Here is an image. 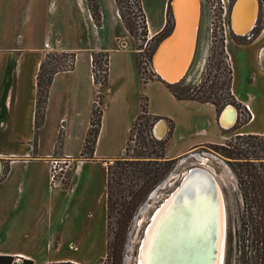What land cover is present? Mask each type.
<instances>
[{
	"label": "crops",
	"instance_id": "1",
	"mask_svg": "<svg viewBox=\"0 0 264 264\" xmlns=\"http://www.w3.org/2000/svg\"><path fill=\"white\" fill-rule=\"evenodd\" d=\"M107 2L110 21L96 3L100 10L96 26L89 19L86 0H51V11L40 22L31 15L33 0H0V255L12 256L16 263L29 259L33 264H94L106 255L107 164L123 156L140 113L141 96L147 98L148 113L164 123L163 137L171 121V138L182 143L171 153L167 145L168 158L204 144L223 145L231 135L264 136V87L244 82L239 87L235 82L237 71L243 76L253 67L256 76H264V25L247 42L245 36L225 31L231 92L252 115L248 123L227 128L219 122L221 112L213 104L178 100L154 75L142 83L135 51L123 39L127 30L115 0ZM141 3L148 38L162 34L169 24L170 0ZM209 18L200 16L198 35L202 31L208 36ZM122 41L126 47L115 46ZM203 48L195 70L186 74L190 86L199 83L204 71L209 45ZM45 52L74 54L75 60L72 69L53 76L42 124L36 129L37 75ZM98 52L108 53L109 61L101 122L90 158L84 149L97 93L92 55ZM50 156L72 158L67 186H50ZM64 245L68 249L61 254ZM96 247L101 251L95 257ZM82 257L88 261L82 262Z\"/></svg>",
	"mask_w": 264,
	"mask_h": 264
},
{
	"label": "rangeland",
	"instance_id": "2",
	"mask_svg": "<svg viewBox=\"0 0 264 264\" xmlns=\"http://www.w3.org/2000/svg\"><path fill=\"white\" fill-rule=\"evenodd\" d=\"M51 0H33L31 8V15L33 19H37L40 21L44 20V16L48 14L51 10ZM88 4L89 9V19L95 24L96 26L99 25V22H95L91 18V10L88 1H92L93 3H99L100 8H102L103 15L105 16L106 21H110V17L112 15V10L110 9V6L108 5L107 0H86ZM121 8L122 12L124 13V16L133 24V32L132 36L127 31V38H123L126 40L128 47L135 51V63L137 66V70L139 73V76L141 78L142 83H145L148 79L151 78V75L156 76V74L153 72L151 65H150V58L153 55V51L158 44V42L164 38L171 29L172 26V16L171 20L169 19V24L166 28V30L153 38H148V32L147 36L144 38L142 36V20L141 19H133V13L139 14L137 12V9L134 6V0H122ZM228 8L224 15V10L221 7L220 0H201V15L202 17H210L209 22L211 23L209 25L208 29V36L203 35L202 31L198 35V42L196 49V56L194 59V62L190 68V71H194L196 68L197 63L200 61V54L203 52L204 49L203 45L208 44L209 50L207 55V60L205 64V68L208 69L202 72L201 79L198 84L196 85H188L185 78L182 80V89H188V88H195L197 94L201 98H207L211 100H220L221 104L226 102H231V98L229 96H233L230 89L228 88V80L229 75L227 73L228 65H230L229 57L225 59V57L220 55V51L222 48V45L224 46V36L225 31H227L228 34H231V30L229 29V12H230V5L234 0H228ZM259 2V1H258ZM116 3V0H115ZM142 4V3H141ZM259 13L257 22L253 28V30L248 33L245 37H243V41L247 42L249 41V38L253 36V34H257L260 30L259 28L261 25H264V6L262 5V2L259 3ZM97 8H98V4ZM117 6V4H116ZM118 10V7H117ZM18 12H21V7H18L16 10ZM78 11V10H77ZM100 11V10H99ZM98 11V12H99ZM169 12H170V3H169ZM171 15V12H170ZM144 18L145 14H144ZM18 25V21H14V29H16V26ZM212 29V32H211ZM257 30H259L257 32ZM142 32V33H141ZM233 33V32H232ZM104 34V33H103ZM236 35V34H235ZM103 37V36H102ZM122 39V40H123ZM117 47H126V43L124 41L118 42L115 44ZM46 54H50L47 57H45ZM227 54V53H226ZM45 55L43 59L47 63H51L53 66H56L58 69H67L69 65H71V58L68 55V53L64 52H45ZM228 56V55H227ZM53 59H56L57 61H54ZM209 61V62H208ZM209 64V65H208ZM93 65V61H92ZM94 69V66L93 68ZM255 67L252 68V70L248 71L245 75L241 76V73L237 71V74L235 73V82L236 84L241 87V85L252 83L255 87L261 86L264 87V76L255 75ZM189 71V72H190ZM206 72V73H205ZM101 74V72L99 73ZM189 74V73H188ZM93 80H94V74H92ZM233 76V73H232ZM159 78L158 76H156ZM160 79V78H159ZM161 80V79H160ZM232 82V81H231ZM95 83V82H94ZM165 83V82H164ZM241 84V85H240ZM96 85V84H95ZM203 85V86H200ZM97 86V93L94 98V106L98 107L100 110L102 108L103 102V88L100 87V85ZM199 86V87H198ZM200 88V89H199ZM141 98V97H140ZM235 99V98H234ZM227 100V101H226ZM226 101V102H225ZM236 103H228L225 106L231 105L235 108L237 111V124L246 122L248 123L251 119V112L250 110H247L246 106L248 105H242L237 102ZM98 102V105L96 104ZM224 106V107H225ZM223 107V108H224ZM222 108V109H223ZM221 109V110H222ZM221 112V111H220ZM219 112V113H220ZM140 114V113H139ZM170 114H173V111H170ZM160 120H157L156 123H158ZM145 120L141 123V125L136 127V130L134 131L133 139L130 141L129 145V154L130 156L134 157L138 154L139 151H142L146 154L150 153V157H155V152L158 150L157 147H151V143L149 138L148 129L144 126ZM236 124V123H235ZM167 126L170 127V122H167ZM196 126V125H195ZM152 127V130H153ZM194 128V127H193ZM234 129V128H233ZM235 130V129H234ZM141 131L143 137L146 138L147 141L145 143L142 142L141 138ZM191 133H194L191 132ZM167 134V133H166ZM252 135V134H251ZM153 136V133H152ZM172 136V135H171ZM261 136V135H260ZM154 137V136H153ZM167 135H165L161 139H166ZM234 135H231L227 141L223 145V148H227L230 141H233L236 147H248L247 145L250 144L249 142H255L257 143L260 141V139L255 140H249V139H243V140H235ZM261 138V137H258ZM155 140H161L156 139ZM59 141L61 143V137L59 138ZM58 142V141H57ZM243 144H242V143ZM247 143V144H246ZM246 144V145H245ZM167 145H169L170 153L176 152L178 149L181 148V141H177L176 139H173L170 137V139L167 142ZM166 145V148H167ZM218 145V144H217ZM166 148H165V158L159 161H170L166 163H159L158 165H152L151 167L161 169V172H164V175L158 180L157 183H155L153 189L148 193L146 198L143 200V202L136 208V210L132 213V216L126 221L124 229L121 231V243L118 244V251H119V261L115 264H137L138 259V251H139V245L142 240V237L144 236L145 229L147 225L149 224L152 215L156 211V209L163 204V202L170 197L183 183V180L185 178V175L188 173L189 170L197 168V169H203L208 171L217 182L218 188L221 191L222 198H223V204H224V217H225V232H224V245H223V257H222V264H238L237 262V256L238 254L235 251V229L236 224L238 221V216L240 215V211L242 208V201L240 198V193L237 187V178L235 175V172L233 170V167L231 166L230 159H227L223 156V149H215L213 148L212 144H204L197 146L187 153H184L183 155L176 157V158H168L166 156ZM257 149V148H256ZM259 149V148H258ZM257 149V153L260 154V156H263V152H259ZM253 148L248 149V152H252ZM151 152H153L151 154ZM256 152V151H255ZM154 154V155H153ZM125 154L123 153L124 157ZM53 157H65V156H50L48 158V162ZM69 157V156H67ZM121 157V158H122ZM72 162V158L69 157ZM120 159V158H119ZM144 160H151L154 161L156 159L153 158H146ZM243 159H240L242 161ZM111 163H108L107 166ZM50 166V165H49ZM71 171V169H70ZM63 178V180L58 183L56 186H50L52 188H58V187H65L67 186L68 181V174ZM50 172V169H49ZM113 222L115 223V219H113ZM108 241V240H107ZM56 245V244H55ZM67 246L64 245L61 248V254H64L66 252ZM68 249V248H67ZM229 249V250H228ZM100 248L96 247L95 249V257L100 255ZM107 254V252H106ZM106 255L99 259L94 264H110V262L106 261ZM82 262L86 263L88 260L87 258L82 257Z\"/></svg>",
	"mask_w": 264,
	"mask_h": 264
},
{
	"label": "trees",
	"instance_id": "3",
	"mask_svg": "<svg viewBox=\"0 0 264 264\" xmlns=\"http://www.w3.org/2000/svg\"><path fill=\"white\" fill-rule=\"evenodd\" d=\"M122 2V0H116L118 12L126 30L132 36L133 24H131V22L124 16L121 8ZM88 3L92 14V19L98 23L100 15L97 5L92 1H88ZM134 6L139 14L137 15L133 13V19L139 18L142 20V36L145 38L147 36V24L146 19L144 18L141 0H134ZM168 17L171 20L170 12H168ZM262 27L263 25H261L259 30ZM259 30H257V32ZM254 35L255 34H253V36ZM48 55L50 54H46L45 57ZM68 55L71 58V65H69L67 69L65 68L60 70L56 66H53L50 62H45L44 59L40 64L37 75L35 110L36 129H38L42 124L45 103L53 76L59 71L70 70L74 66V54ZM220 55L225 57V59L228 57L223 45ZM53 60L57 61L56 59ZM92 61L94 66V82L96 85H100V87L104 90L107 84L109 55L108 53L103 52L93 53ZM207 69L205 68V71ZM100 72L101 74H99ZM227 73L229 75L228 88L230 89L232 81V69L230 65H228ZM167 85L176 99L193 100L200 103H211L216 107L218 113L226 104L236 103L232 96H229V98H231V102H226V100V103L224 104H221L220 100L201 98L196 95L197 92L195 88L182 89V81L177 84ZM101 116L102 110L94 106L91 115L90 129L86 137L84 149V154L90 158H92L93 155L95 141L99 132ZM143 120L146 121L144 126L148 129V135L150 137V140L148 141H150L151 147H157L158 149L155 152V157H150V153L146 154L142 151H139L134 157L130 156L129 154V145L130 141L133 139V133L136 130V127L141 125ZM157 120H159V117L150 115L148 113L147 98L145 96H141L140 114L136 118L135 123L130 130L128 141L124 150L125 156L114 160L111 165L109 164L107 166L106 207L108 241L107 254L105 258L107 262H110V264H115L119 261L120 255L118 251V244L121 243L120 233L124 229L126 221L132 216V213L143 202L148 193L153 189L155 183L158 182V180L164 175V172L166 171L165 169L164 172H161V169H155L151 166L158 165L159 163L170 162L159 160L165 158V148L172 135L173 124L171 121H169L170 127L167 131L166 139L155 140L152 136V127ZM245 123L246 122L237 124L236 122L235 129ZM142 132L143 131L140 133L142 142L145 143L147 140L145 137H143ZM234 137L235 140L260 139V141L257 143L250 141V144L247 145L248 147L244 148H241L242 145L241 147H236L235 144H233V141L229 142V145L226 149L220 145H212L215 149H223V156L227 159H230L229 163L235 172L237 178V187L242 201V208L240 215L238 216V221L236 224L237 226L235 229L236 239L234 246L235 251L238 254L237 262L238 264H264V155L260 156V154L257 153L258 148L259 152L264 153V136L249 134L235 135ZM59 144L60 141L58 139L57 146ZM251 148H253V151L249 153L248 149ZM152 153L153 152H151V154ZM146 158H153L156 160H144ZM240 159L243 160L240 161ZM113 219H115V223L113 222ZM0 264H33V261L29 259H21L19 263H16L14 257L0 255ZM55 264L72 263L60 262Z\"/></svg>",
	"mask_w": 264,
	"mask_h": 264
},
{
	"label": "bare ground",
	"instance_id": "4",
	"mask_svg": "<svg viewBox=\"0 0 264 264\" xmlns=\"http://www.w3.org/2000/svg\"><path fill=\"white\" fill-rule=\"evenodd\" d=\"M253 3V0H241L233 12L232 29L237 34H240L239 36H246L247 34H245V32H247L252 27L255 14V4L253 5ZM173 9L175 11L177 23L179 25V35L171 45V50H173L171 62L167 63V65L166 62H164L165 56L162 52L164 46L157 52L154 58L151 59V64L154 65L153 68L156 74L160 78L172 83L177 81L182 75L188 63L187 58H189L192 51L197 18L196 0H174ZM258 13L259 10L256 13V21L258 18ZM200 16L201 2L199 0V15L191 60L181 79L174 84L181 82L185 78L194 62L196 49H198L196 48V45L198 40ZM253 28L249 32H251ZM179 36L182 38L180 43L177 41ZM185 37H187V39H185ZM174 63H181L182 70L180 72L178 69L176 70L175 66L173 65ZM221 119V125L227 128L235 125V109L231 105L226 106ZM164 129L165 125L160 121L154 131L156 135H161L164 133ZM190 174L191 175H189L188 180L186 178L183 181V185L181 186V189H183L181 193L178 194L180 191L178 189L179 191L173 193L171 197H168L152 215L149 225L144 232L145 237L138 251L137 264H162V257L164 263V253H168L171 258L173 256L177 257L179 255L178 253H180L179 244L181 242L179 233L181 230L183 232L185 223H187L192 228V232L194 231V240L197 238L199 222L204 223L205 219H207L206 214L203 213V211L200 209V206L201 208L207 206L206 203L208 204V202L211 200L213 188L206 176L200 172L193 171V173L191 172ZM218 190L219 200L221 203L220 208L218 206L219 214L217 215L218 219L216 221L217 252L214 254L213 264H222L225 232V210L221 191L219 188ZM194 206L199 207V210L196 209L193 211V214L188 213L190 215H187L189 208ZM173 232H175L174 235ZM186 253V264H207L205 263L208 257V251L206 248L200 249L195 254L189 255L188 251Z\"/></svg>",
	"mask_w": 264,
	"mask_h": 264
},
{
	"label": "water",
	"instance_id": "5",
	"mask_svg": "<svg viewBox=\"0 0 264 264\" xmlns=\"http://www.w3.org/2000/svg\"><path fill=\"white\" fill-rule=\"evenodd\" d=\"M173 1L174 0H170V12H171V16H172V26H171V29H170V32L164 37L162 38L158 44L156 45L154 51H153V56L150 58V61L151 59L154 58V56L157 54V52L163 47L162 49V52L164 53V62H166V65L167 63L171 62V58L173 56V50H171V45L173 44V42L177 39L178 35H179V25L177 23V19H176V16H175V11L173 9ZM241 0H235L232 7L230 8V12H229V27H230V30L233 32V34H236V35H240V34H237L233 29H232V16H233V12L236 8V6L239 4ZM254 3V7H255V14H254V21L252 23V27L247 31L245 32V34H248L250 33L249 31L253 28L254 24H255V21H256V13L257 11L259 10V2L258 0H253ZM201 2V0H200ZM196 4H197V18H196V26H195V31H194V39H193V46H192V51L190 53V56L188 59V63L182 73V75L179 77V79L175 82H169L165 79H162L160 78L163 82L165 83H169V84H174L176 82H178L181 77L183 76L185 70L187 69L189 63H190V60H191V56H192V53H193V47H194V42H195V37H196V29H197V22H198V15H199V0H196ZM244 34V35H245ZM181 37L179 36V39L177 41H179V43L181 42ZM185 39H187V37H185ZM190 39H191V36H190ZM189 39V41H190ZM150 65H151V68L153 70V72L156 74L154 68H153V64H151L150 62ZM176 68V70L178 69V71L180 72L182 70V66H181V63H178V64H173ZM181 67V68H180ZM262 69L264 70V64L262 66ZM156 76H158L156 74ZM226 107V106H225ZM225 107L221 110V113L219 115V122L221 123V118H222V114H223V111L225 109ZM233 107V106H232ZM234 108V107H233ZM235 109V108H234ZM236 112V119H237V111L235 110ZM157 124V123H156ZM155 124V126H156ZM155 126L153 127V130H152V133H153V136L156 138V139H161L163 137V134L161 135H156L155 133ZM193 171H197V172H200L201 174H203L204 176H206V178L209 180V183L211 184L212 188H213V194H212V197H211V200L208 202V204L206 203L207 206L205 207H202L200 206V209L203 211L204 214H206L207 216V219H205V222L204 223H200L199 222V225H198V232H197V238L194 240V231L192 232V228L187 224L185 223L184 224V227H183V232L182 230L180 231V239H181V242L179 244V247H180V250L178 253L179 255L177 257H170V255L168 253H164V263H163V257H162V264H186V256H187V251L189 252V255L190 254H195L196 252H198L200 249L202 248H206V250L208 251V257H207V261L205 263L207 264H213V259H214V254L215 252H217V247H216V244H217V228H216V221L218 219V209L220 208V200H219V190H218V185L214 179V177L206 170H203V169H197V168H194V169H191L188 171V173L185 175V178L184 180L187 178H189V175H191L190 173ZM195 173V172H194ZM183 180V181H184ZM183 185V183L181 184V186ZM181 186H179V190L177 189L174 193H176L177 191L178 194L181 193L182 189H181ZM171 197V196H170ZM219 206V208H218ZM195 208V209H194ZM196 209L199 210V207L197 206H194V207H191L189 208L188 212H187V215H190V214H193V211H195ZM204 209V210H203ZM190 213V214H188ZM198 215V213H197ZM205 217V215H204ZM206 218V217H205ZM149 225V224H148ZM147 225V227H148ZM146 227V229H147ZM145 229V230H146ZM187 229V230H185ZM189 231V232H188ZM175 232H173V235H174ZM145 235L142 237V240L140 242V245H139V248L141 246V243L144 239Z\"/></svg>",
	"mask_w": 264,
	"mask_h": 264
},
{
	"label": "built area",
	"instance_id": "6",
	"mask_svg": "<svg viewBox=\"0 0 264 264\" xmlns=\"http://www.w3.org/2000/svg\"><path fill=\"white\" fill-rule=\"evenodd\" d=\"M259 3L262 2V5H264V0H258ZM221 7L224 10V15L227 11L228 6V0H220ZM212 32V29H211ZM98 105V102H96ZM247 110H249V107L246 106ZM50 165V172H49V182L51 186H56L58 183H60L63 178L67 175V173L72 168V162L71 159L67 156L65 157H53L49 161Z\"/></svg>",
	"mask_w": 264,
	"mask_h": 264
},
{
	"label": "flooded vegetation",
	"instance_id": "7",
	"mask_svg": "<svg viewBox=\"0 0 264 264\" xmlns=\"http://www.w3.org/2000/svg\"><path fill=\"white\" fill-rule=\"evenodd\" d=\"M259 6H260V4H259ZM264 6V5H263Z\"/></svg>",
	"mask_w": 264,
	"mask_h": 264
}]
</instances>
